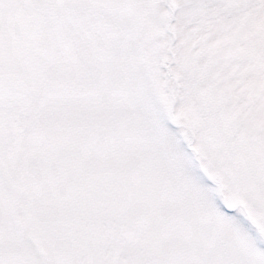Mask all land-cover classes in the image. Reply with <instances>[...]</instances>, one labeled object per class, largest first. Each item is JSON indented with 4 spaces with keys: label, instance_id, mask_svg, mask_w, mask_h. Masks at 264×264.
Segmentation results:
<instances>
[{
    "label": "snow or ice",
    "instance_id": "obj_1",
    "mask_svg": "<svg viewBox=\"0 0 264 264\" xmlns=\"http://www.w3.org/2000/svg\"><path fill=\"white\" fill-rule=\"evenodd\" d=\"M0 264H264V0H0Z\"/></svg>",
    "mask_w": 264,
    "mask_h": 264
}]
</instances>
